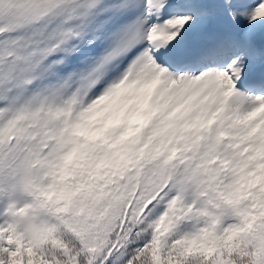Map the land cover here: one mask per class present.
Listing matches in <instances>:
<instances>
[{
  "label": "snow or ice",
  "instance_id": "snow-or-ice-1",
  "mask_svg": "<svg viewBox=\"0 0 264 264\" xmlns=\"http://www.w3.org/2000/svg\"><path fill=\"white\" fill-rule=\"evenodd\" d=\"M0 264H264V0H0Z\"/></svg>",
  "mask_w": 264,
  "mask_h": 264
}]
</instances>
